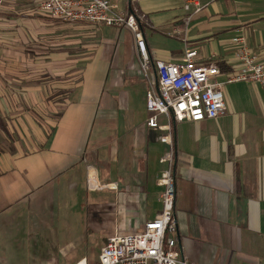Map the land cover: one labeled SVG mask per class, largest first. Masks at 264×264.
<instances>
[{"label":"crops","instance_id":"1","mask_svg":"<svg viewBox=\"0 0 264 264\" xmlns=\"http://www.w3.org/2000/svg\"><path fill=\"white\" fill-rule=\"evenodd\" d=\"M43 1L0 0V264H93L75 252L86 234L105 243L160 212L168 119L147 126L148 84L127 30L51 19ZM109 2L143 17L152 61L179 63L190 49L224 83L244 36L264 62V0H199L188 21L185 0ZM223 95L221 117L171 122L177 249L192 264H264V88L229 83ZM57 192L67 199L50 224L78 221L66 209L80 197L91 228L11 219Z\"/></svg>","mask_w":264,"mask_h":264},{"label":"built area","instance_id":"2","mask_svg":"<svg viewBox=\"0 0 264 264\" xmlns=\"http://www.w3.org/2000/svg\"><path fill=\"white\" fill-rule=\"evenodd\" d=\"M214 1V0H211ZM41 11L49 18L67 23H89L115 29H125L135 43L148 89L145 106L149 114L147 126L159 129L157 116L164 115L168 134L160 139L166 144L161 162L167 168L160 174L157 184L163 188L161 210L143 228L126 235H110L101 246L97 264H192L177 249V224L174 217L176 185L174 178V147L171 139V122L200 123L214 120L225 114L224 84L249 82L264 88V62L251 56L247 39L237 37L235 58L239 69L227 75L224 83L215 78L220 74L216 66H202L195 62L196 52L187 50L179 63L164 60L152 61L148 54L143 32L144 19L132 13H116L109 0H44ZM183 9L192 15L202 6L199 0H185ZM114 190V185H108ZM76 264H87L86 258Z\"/></svg>","mask_w":264,"mask_h":264},{"label":"rangeland","instance_id":"3","mask_svg":"<svg viewBox=\"0 0 264 264\" xmlns=\"http://www.w3.org/2000/svg\"><path fill=\"white\" fill-rule=\"evenodd\" d=\"M59 194H60V197H59ZM64 195H65L64 192H61V193L57 192L55 193L54 196L49 197V199H47L45 203L43 204L42 203L38 204L35 202L28 203L27 205H25L24 208L17 209L14 212H12L10 214L12 217L11 219H13V217H18L21 221H24L25 223L31 221V219H34L32 221L41 227H46L49 225L53 227L59 226L63 230H65L67 227H73L75 231L76 230L80 231L79 228H81L82 226L86 227V224L88 227L91 228L92 227L91 222L87 223L86 219L81 220L84 218L83 216L86 213V207L83 206L82 200L80 197H78L77 200H74L70 204V206H68V208L66 209V211H69L71 214H73V217L77 218L78 221L71 223L69 221L70 220V216H69V217H66L67 219H65L60 224H56V223L50 224L51 221L55 222L53 218L55 215H60L64 211V208L60 206L67 199V196H64ZM54 198L56 201L54 200ZM67 222H69V224ZM63 230L60 231L59 234H57L58 239H56L55 241L57 244L67 241L64 238L65 235L63 233L64 232ZM94 236L95 234H86V237H87L86 240L85 241L83 240V243L80 244L81 246L77 245L75 252L78 254L82 253L84 255H87L91 263L97 264L96 260L99 254V250L101 246L103 245L104 241L102 239H97V237H94ZM78 242H80V240ZM38 243L40 245V248H39L40 250L37 249V251L39 253L42 252V254H37V256L41 257L42 259L45 256V254H43L45 250H43V246L41 247V244L43 245V241L40 240L38 241Z\"/></svg>","mask_w":264,"mask_h":264},{"label":"water","instance_id":"4","mask_svg":"<svg viewBox=\"0 0 264 264\" xmlns=\"http://www.w3.org/2000/svg\"><path fill=\"white\" fill-rule=\"evenodd\" d=\"M181 256H182V254H181Z\"/></svg>","mask_w":264,"mask_h":264}]
</instances>
